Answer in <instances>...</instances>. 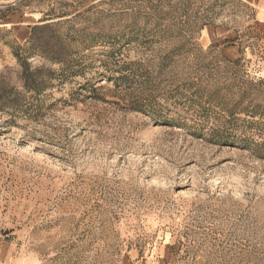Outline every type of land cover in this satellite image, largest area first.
I'll return each mask as SVG.
<instances>
[{"label":"rangeland","instance_id":"obj_1","mask_svg":"<svg viewBox=\"0 0 264 264\" xmlns=\"http://www.w3.org/2000/svg\"><path fill=\"white\" fill-rule=\"evenodd\" d=\"M262 33L237 0H0L10 256L264 264Z\"/></svg>","mask_w":264,"mask_h":264},{"label":"crops","instance_id":"obj_2","mask_svg":"<svg viewBox=\"0 0 264 264\" xmlns=\"http://www.w3.org/2000/svg\"><path fill=\"white\" fill-rule=\"evenodd\" d=\"M250 8L255 13V23L257 24L260 31H262V43L264 44V0H237ZM216 32V34H215ZM215 38H223V31L213 30ZM10 247L7 243L0 241V264H26L19 259H14L10 256Z\"/></svg>","mask_w":264,"mask_h":264}]
</instances>
